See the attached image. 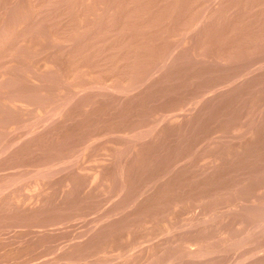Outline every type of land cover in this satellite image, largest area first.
Returning <instances> with one entry per match:
<instances>
[{
	"label": "rangeland",
	"instance_id": "obj_1",
	"mask_svg": "<svg viewBox=\"0 0 264 264\" xmlns=\"http://www.w3.org/2000/svg\"><path fill=\"white\" fill-rule=\"evenodd\" d=\"M0 264H264V0H0Z\"/></svg>",
	"mask_w": 264,
	"mask_h": 264
}]
</instances>
